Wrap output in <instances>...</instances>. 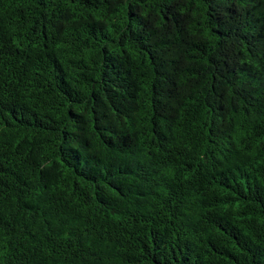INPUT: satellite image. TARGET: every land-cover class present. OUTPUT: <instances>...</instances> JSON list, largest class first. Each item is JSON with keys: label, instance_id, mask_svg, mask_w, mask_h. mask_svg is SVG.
Listing matches in <instances>:
<instances>
[{"label": "trees", "instance_id": "obj_1", "mask_svg": "<svg viewBox=\"0 0 264 264\" xmlns=\"http://www.w3.org/2000/svg\"><path fill=\"white\" fill-rule=\"evenodd\" d=\"M0 264H264V0H0Z\"/></svg>", "mask_w": 264, "mask_h": 264}]
</instances>
